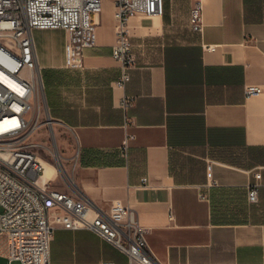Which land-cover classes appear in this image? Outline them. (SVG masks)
<instances>
[{
	"label": "crops",
	"instance_id": "0c3cea01",
	"mask_svg": "<svg viewBox=\"0 0 264 264\" xmlns=\"http://www.w3.org/2000/svg\"><path fill=\"white\" fill-rule=\"evenodd\" d=\"M115 2L103 1L81 69L66 66V32H33L46 115L66 134L67 191L97 213L115 201L128 207L157 264H264V0H201L202 35L189 27L195 0H165L162 16L132 18L135 67L124 88L113 57ZM251 85L261 92L247 96ZM125 96L135 98L127 127ZM103 262L129 259L91 231L56 229L51 264Z\"/></svg>",
	"mask_w": 264,
	"mask_h": 264
},
{
	"label": "built area",
	"instance_id": "2783aa9c",
	"mask_svg": "<svg viewBox=\"0 0 264 264\" xmlns=\"http://www.w3.org/2000/svg\"><path fill=\"white\" fill-rule=\"evenodd\" d=\"M104 0H0V258L6 264H51V244L58 228L86 230L98 235L127 255L129 264H157L146 231L131 210L120 201L112 203L109 213H97L73 192L51 187L55 181H43L46 169L28 139L41 126L45 114L42 69L38 64L33 40L34 31L61 30L68 34L69 69L83 67L84 53L96 47L95 18L103 11ZM190 12L189 27L203 34L205 30L201 0ZM113 57L121 65L117 86L124 88L135 67L130 35L132 18L162 16L165 0H116ZM206 51L216 46L204 45ZM247 96L261 92L259 86L245 89ZM134 97L125 96L120 103L126 126ZM44 124L53 130L55 121L48 115ZM127 135L121 155L127 156ZM55 165V162L53 163ZM55 167L61 172L58 163ZM62 174L67 184V175ZM257 181L261 175H255ZM72 189V186H67ZM201 200H207L205 194ZM251 205L259 203V184L248 193ZM169 219L174 220L173 213ZM101 264H115L103 262Z\"/></svg>",
	"mask_w": 264,
	"mask_h": 264
},
{
	"label": "rangeland",
	"instance_id": "374dc122",
	"mask_svg": "<svg viewBox=\"0 0 264 264\" xmlns=\"http://www.w3.org/2000/svg\"><path fill=\"white\" fill-rule=\"evenodd\" d=\"M46 36H50V35H55V31H48V32H40ZM58 37L61 38L62 35L61 33H57ZM55 37V36H54ZM45 114H46V109H45ZM47 117V115H46ZM41 126H39V129L33 133L31 135V137L28 139V143L29 144H34L36 145V148L34 149L35 153L42 158V160L48 162L51 164V166H53V168L55 169V165L57 163V158L58 155H56V151L57 153H59V155L61 156V159L59 160V162L61 163V170L62 173L65 174V176L67 175V184L65 185L63 182V178H62V174L59 171L58 175H56L55 177V181L53 183H51V187L52 188H56L59 186V189H61L62 191H67V186H73V181L71 179V177L69 176L64 163L62 161V149L60 146V138L66 136L65 133L62 132V130H59V128L54 125L53 130H51L50 128H47V126L44 124L45 122V115L42 114L41 115ZM57 129V132L56 130ZM53 136L55 139V144L53 143ZM55 162V165L53 164ZM56 183V184H55ZM3 209L0 207V214L2 213ZM0 264H6V260L1 256L0 258Z\"/></svg>",
	"mask_w": 264,
	"mask_h": 264
},
{
	"label": "bare ground",
	"instance_id": "6f19581e",
	"mask_svg": "<svg viewBox=\"0 0 264 264\" xmlns=\"http://www.w3.org/2000/svg\"><path fill=\"white\" fill-rule=\"evenodd\" d=\"M1 59V58H0ZM56 158L58 159V157L56 156ZM59 160V159H58ZM43 165H44V167H45V169H46V172H45V176L43 177V181L44 182H48V181H53L54 179H55V176L51 179L50 177H48V175H47V167H46V164H45V162L43 161ZM59 168H60V166H59ZM58 169L56 170V173L58 174ZM62 172V171H61ZM56 174V175H57Z\"/></svg>",
	"mask_w": 264,
	"mask_h": 264
},
{
	"label": "water",
	"instance_id": "95a60500",
	"mask_svg": "<svg viewBox=\"0 0 264 264\" xmlns=\"http://www.w3.org/2000/svg\"><path fill=\"white\" fill-rule=\"evenodd\" d=\"M53 143L55 144V139H54V136H53Z\"/></svg>",
	"mask_w": 264,
	"mask_h": 264
}]
</instances>
